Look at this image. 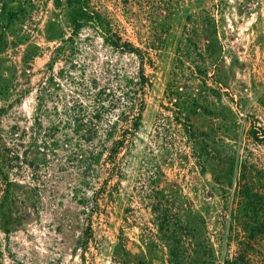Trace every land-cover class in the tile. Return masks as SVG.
<instances>
[{
    "label": "rangeland",
    "instance_id": "1",
    "mask_svg": "<svg viewBox=\"0 0 264 264\" xmlns=\"http://www.w3.org/2000/svg\"><path fill=\"white\" fill-rule=\"evenodd\" d=\"M20 1L0 0V148L13 158L0 162V264H228L246 188L263 196L247 264H264V0H91L152 58L120 176L106 152L89 165L82 114L137 76L138 56L92 20L73 33L67 0H28L24 11ZM174 76L212 110L191 113L196 139L174 119Z\"/></svg>",
    "mask_w": 264,
    "mask_h": 264
},
{
    "label": "trees",
    "instance_id": "2",
    "mask_svg": "<svg viewBox=\"0 0 264 264\" xmlns=\"http://www.w3.org/2000/svg\"><path fill=\"white\" fill-rule=\"evenodd\" d=\"M27 2L28 0L20 1V11L25 10L24 3ZM67 2L70 6V17L74 28L73 33L76 34V31L83 26L86 20H92L97 31L103 34V39L107 43L118 50L136 54L140 60L137 76L128 80L124 88L119 90V94L104 92L105 97L111 96L107 107L103 102H99L88 115L82 114V118L87 120L85 123L84 138L91 143L87 150L88 155L86 157L89 165L101 162L102 155L106 152L104 160L112 164L110 174H117L120 176L121 168L118 154L123 147L132 142L136 132L142 124L143 112L146 107V93L152 86V81L145 72V64L146 62L152 63V58L148 51L135 45L131 41L124 40L117 31H114L101 13L94 8L91 0H67ZM10 13L12 16L18 15L17 10H11ZM9 18L12 17L9 16ZM166 96L170 97V101L177 108L174 110L172 109L175 113L174 119L184 125L186 132L191 138L196 139L197 133L193 129V124L187 122L191 121V113H196L200 109L211 113L212 110L206 106L202 108V104L199 103L197 99L192 98L186 89L184 90L182 86H179L175 76L172 78V81L168 83ZM99 101H103V98ZM105 111H117V113L114 118H109L107 114L104 119L103 115ZM182 118H184L186 122H182ZM75 120H77V117ZM101 120H103V124H100V122L98 123V121ZM120 123H126V126L121 127ZM100 132L103 134L104 138L100 143H95L93 139L99 135ZM255 137L264 140V136L259 137L255 134ZM104 140H110L111 144L107 145ZM9 154V147L5 146L3 149L0 148V162L4 163L9 159H13L12 155ZM247 189L248 188H246L247 196H245L247 198L245 213L238 217L235 216V220L243 230V236L239 240V252L234 259L228 260V264H247L249 261L248 252L253 245L252 240L258 234L263 233V230L259 227L256 228L250 223V218L262 208L258 205L261 203L263 196L251 189L247 192ZM154 193L156 202L153 208L162 209L164 211V215L160 216V228H170L172 222L171 218L174 219V216L168 212V208H161L165 205L161 203V199H164V192L161 190H154ZM86 238H90V233Z\"/></svg>",
    "mask_w": 264,
    "mask_h": 264
}]
</instances>
